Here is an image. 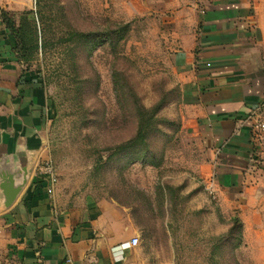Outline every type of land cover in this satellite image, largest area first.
<instances>
[{"label":"rangeland","instance_id":"1","mask_svg":"<svg viewBox=\"0 0 264 264\" xmlns=\"http://www.w3.org/2000/svg\"><path fill=\"white\" fill-rule=\"evenodd\" d=\"M30 4L4 10L17 26L32 11L47 47L27 61L0 19V96L44 120L60 193L119 207L143 264H264V237H246L198 172L181 83L151 21H122L105 0ZM156 107L147 146L135 143L140 109Z\"/></svg>","mask_w":264,"mask_h":264},{"label":"crops","instance_id":"2","mask_svg":"<svg viewBox=\"0 0 264 264\" xmlns=\"http://www.w3.org/2000/svg\"><path fill=\"white\" fill-rule=\"evenodd\" d=\"M105 1L122 21L157 29L181 83L199 174L246 237H264V141L253 142L246 122L264 98V0ZM30 6L0 0L6 10ZM0 107V264H143L140 246H125L138 231L119 207L48 193L44 120L14 96H0Z\"/></svg>","mask_w":264,"mask_h":264},{"label":"trees","instance_id":"3","mask_svg":"<svg viewBox=\"0 0 264 264\" xmlns=\"http://www.w3.org/2000/svg\"><path fill=\"white\" fill-rule=\"evenodd\" d=\"M0 19L5 26L11 32V36L16 40L15 51L21 53V56L27 61L38 53L40 49L47 47L46 43L42 41L40 44L39 31L37 28V22L35 14L32 11H25L20 14V24L17 26L13 19V15L0 8ZM129 28V24L124 27V31ZM159 111V107L154 108L152 111L146 109H140L139 122H138V134L136 140L137 144L147 146L146 140L152 131L154 125V119ZM133 143V142H132ZM129 143L128 145H131Z\"/></svg>","mask_w":264,"mask_h":264},{"label":"built area","instance_id":"4","mask_svg":"<svg viewBox=\"0 0 264 264\" xmlns=\"http://www.w3.org/2000/svg\"><path fill=\"white\" fill-rule=\"evenodd\" d=\"M246 122L251 124L252 137L255 144H260L264 141V98L253 107ZM40 173L46 179L48 183V193L53 195L58 185V177L56 169L52 162H47L40 167ZM140 244L138 237L132 238V240L125 246L127 248L137 247Z\"/></svg>","mask_w":264,"mask_h":264}]
</instances>
